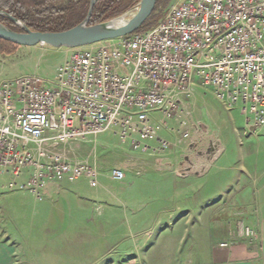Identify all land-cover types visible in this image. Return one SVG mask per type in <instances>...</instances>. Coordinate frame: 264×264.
Segmentation results:
<instances>
[{"label":"built area","instance_id":"obj_1","mask_svg":"<svg viewBox=\"0 0 264 264\" xmlns=\"http://www.w3.org/2000/svg\"><path fill=\"white\" fill-rule=\"evenodd\" d=\"M198 86L227 109L240 105L246 129L264 133V0H177L148 30L72 49L51 87L33 76L3 83L0 174L12 178L6 188L41 201L49 183L85 178L96 187L97 161L79 159L80 144L115 129L133 150L146 152L156 141L163 151L170 145L158 137L151 112L174 114ZM107 175L125 178L119 168ZM237 235L256 234L239 221Z\"/></svg>","mask_w":264,"mask_h":264},{"label":"rangeland","instance_id":"obj_2","mask_svg":"<svg viewBox=\"0 0 264 264\" xmlns=\"http://www.w3.org/2000/svg\"><path fill=\"white\" fill-rule=\"evenodd\" d=\"M176 1L170 0L163 16ZM71 50L18 46L13 54H0V86L24 76L36 77L46 87L53 86L57 70ZM240 108H225L211 89L198 86L181 100L174 114L151 112V121L159 127L158 137L170 145L163 151L158 150L156 141L146 143L150 147L146 152L133 150L115 129L88 138L89 143L80 144L75 155L79 159L90 155V161L95 157L99 171L96 187L85 178L62 180L54 184L65 186L62 189L67 192L54 188L38 201L25 190L9 191L6 187L12 178L0 175V236L13 249L15 263H19L18 257H25L28 264H67L99 233L105 236L100 242L108 246L118 236L125 241L147 231L151 251L186 258L201 254L206 244L203 226L215 232L221 225L229 227V217L209 226L195 221L200 215L207 220L205 216L221 203L242 201L249 206L255 199H263L264 181L254 178L249 161L264 163V133L245 129ZM213 143L218 157L209 164L207 151ZM200 158L203 164L195 166ZM118 166L124 171V180L115 182L100 176ZM82 200L90 206L89 217L107 216L103 227L71 219L86 214L77 202ZM234 208L228 210L243 212ZM243 209L248 213L245 206ZM171 219L176 228L173 234L156 240L159 230Z\"/></svg>","mask_w":264,"mask_h":264},{"label":"crops","instance_id":"obj_3","mask_svg":"<svg viewBox=\"0 0 264 264\" xmlns=\"http://www.w3.org/2000/svg\"><path fill=\"white\" fill-rule=\"evenodd\" d=\"M249 131L251 132V130ZM210 146L212 147L207 151L209 156L206 158L207 161H209V164L212 160H215L218 157L217 145L213 143ZM249 162V166L253 167L251 169L254 171V178L258 177L260 180L263 179L264 181V167L261 168L264 163L262 165H259L260 162L256 159ZM201 163L203 164V160L200 158V160L195 163V166ZM190 165H194V163H191ZM116 168L120 169L119 166ZM187 170L189 169L186 168V171ZM107 174L108 173H100V176H102L104 179L114 181L111 180ZM0 175L4 176V174ZM24 178L25 176L19 179L23 180ZM52 184L54 183L47 184L43 193H47L54 188H57L56 190L60 191L61 193L62 191L67 192V189H62L65 186H55V184L54 186H51ZM75 190L77 189L73 188L74 192H76ZM262 193L263 199H255L254 203L249 204V206L244 205L245 203L242 201L231 202L227 205L221 203L217 207L215 206V211L212 212L214 213V216L212 215V213H210L208 216H205L207 220H204V218L202 219L200 213L198 220H195L198 223H200L201 221L204 224H209L210 226L212 222L216 223L218 221H221L222 223V221H227L226 217H229V227H223V225H221L220 230H216L214 232L213 229L210 228V230L206 225H204L203 229L201 230L204 232L206 244L204 251H202V253L197 255L196 257L186 258L185 256H181L180 254L175 255L174 253L164 256L157 251H151V247L148 246L150 239L148 238V236H146L148 235L147 231L142 235L140 234L139 236L132 235L130 238H126L125 241L120 240L118 236L117 238H114V241L108 246L103 245L100 242V240L104 239L105 236L103 233H99L96 235V237L93 238L94 241L92 243H88L89 247L88 244H86L87 249L82 250V253H76L77 255H75V257H70L67 264H264V187ZM75 194L77 195V193ZM77 202L82 207L83 213L86 214H84L82 218H71L72 220H75V222L77 223L86 224L87 226H91L97 223L98 225H102L103 227L107 216H105L104 214H99L95 217H89L88 210L90 206L86 202V200ZM232 203H236L237 205L235 206ZM244 206L246 207V209H248V213L244 212ZM228 207H236L237 209H242L243 212H239L238 210L236 212L234 211L235 208L228 210ZM224 208H227V210ZM224 210H226L225 213L223 212ZM244 213L246 215V218ZM239 221H242L253 228L256 234L254 238L249 240L245 237H240L239 235H237V223ZM174 223L175 222H173V220L171 219L169 225L161 228L156 236V240L167 237L166 235H168V233L173 234L176 229ZM234 224L236 225V227L233 226ZM235 234L237 235L236 237ZM223 242H227L228 245L226 247L220 246V244ZM14 255L15 254L13 249H11L10 245L0 236V264L29 263L26 261V259H24L25 257H18L19 263H15Z\"/></svg>","mask_w":264,"mask_h":264},{"label":"trees","instance_id":"obj_4","mask_svg":"<svg viewBox=\"0 0 264 264\" xmlns=\"http://www.w3.org/2000/svg\"><path fill=\"white\" fill-rule=\"evenodd\" d=\"M139 0H97L88 25L117 17ZM90 0H0V11L19 20L25 27L38 32H61L79 24L86 16ZM170 0H156L151 15L135 32L152 28L163 16ZM0 23L22 32L9 18L0 16ZM134 32V33H135ZM18 45L0 39V54H13Z\"/></svg>","mask_w":264,"mask_h":264},{"label":"water","instance_id":"obj_5","mask_svg":"<svg viewBox=\"0 0 264 264\" xmlns=\"http://www.w3.org/2000/svg\"><path fill=\"white\" fill-rule=\"evenodd\" d=\"M97 0H90L85 18L76 26L61 32H38L25 27L19 20L0 11V16L9 18L22 32H15L0 23V39L18 46H44L75 49L116 39L134 33L149 18L156 0H139L135 7L121 15L88 25ZM254 131V128L250 129Z\"/></svg>","mask_w":264,"mask_h":264}]
</instances>
